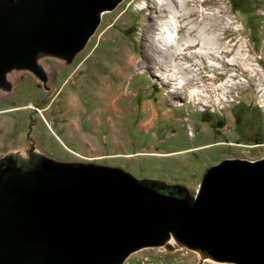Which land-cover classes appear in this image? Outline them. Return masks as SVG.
Listing matches in <instances>:
<instances>
[{
  "label": "rangeland",
  "instance_id": "1",
  "mask_svg": "<svg viewBox=\"0 0 264 264\" xmlns=\"http://www.w3.org/2000/svg\"><path fill=\"white\" fill-rule=\"evenodd\" d=\"M170 32L179 47L170 46ZM37 65L48 92L25 71L11 70L0 97H64L59 111L46 115L52 133L75 154L114 156L100 165L137 180L195 194L204 171L221 160L264 157L263 145L248 147L264 142V0H122L100 14L69 62L40 55ZM76 97L94 102L85 124L77 123L83 107ZM15 115H0L2 133L15 124L0 137L4 150L23 147L27 114ZM49 139L54 157L75 158ZM122 264L229 263L167 245L133 252Z\"/></svg>",
  "mask_w": 264,
  "mask_h": 264
},
{
  "label": "water",
  "instance_id": "2",
  "mask_svg": "<svg viewBox=\"0 0 264 264\" xmlns=\"http://www.w3.org/2000/svg\"><path fill=\"white\" fill-rule=\"evenodd\" d=\"M121 1L0 0V89L11 70L45 83L39 56L69 62ZM169 239L201 259L264 264V157L221 160L195 194L43 156L0 174V264H122Z\"/></svg>",
  "mask_w": 264,
  "mask_h": 264
},
{
  "label": "flooded vegetation",
  "instance_id": "3",
  "mask_svg": "<svg viewBox=\"0 0 264 264\" xmlns=\"http://www.w3.org/2000/svg\"><path fill=\"white\" fill-rule=\"evenodd\" d=\"M41 70L45 75L44 70L42 68ZM25 72L27 73L28 77H30V80L32 82L35 79V81H39L41 83L39 78L36 77L33 73L29 71ZM37 88L39 90L42 89L44 92L49 91L46 88L45 83H41V86H37ZM76 98L80 99V101H77L83 107V110L78 113L77 123L80 124L87 122L91 116L90 108L91 106H94V102H92L91 97ZM62 99H64V97H0V104H2L0 106V115L4 114L6 116H9V121H11L14 120L13 118L16 116L15 114L19 112H25L27 114L26 117L28 122L26 132L24 134H19L22 138L23 147H7V149L5 150L4 146L0 147V174L3 172L6 166L13 160H31L37 158V156H43L50 160L63 163H90L96 165H100V161H105L106 159L112 158L110 154H102L101 152L95 153L97 155L89 152L92 155L87 154L88 156L75 154L72 149H69L64 145L63 141H61L57 135L52 133L51 126L47 125L46 123V115H49L52 112H58L59 106L63 102ZM6 104L8 106L4 108ZM87 117H89L88 120H86ZM34 121L36 122V125L33 124ZM14 125V121L8 123L5 133H2L0 129V137L5 138V134L7 133V131L9 132L11 129H14ZM46 133L51 136L52 140L65 152V154L74 155L75 158L72 160H65L54 157L53 151L50 149L47 143L44 142L45 139H49ZM17 134L18 133H15L14 135L13 133L12 136H10L11 139H7L12 142L13 138H15V136H18ZM77 134L78 133L75 132V135ZM78 146H81L85 150L87 149L86 145L81 144L76 145L75 148H77ZM47 151H50L51 153L48 154Z\"/></svg>",
  "mask_w": 264,
  "mask_h": 264
},
{
  "label": "bare ground",
  "instance_id": "4",
  "mask_svg": "<svg viewBox=\"0 0 264 264\" xmlns=\"http://www.w3.org/2000/svg\"><path fill=\"white\" fill-rule=\"evenodd\" d=\"M162 33H164L163 31H161ZM160 32V33H161ZM165 34V33H164ZM167 34V36L169 37V40L172 42V45H170V46H175V47H179V45H178V43H175L174 41H175V36H176V34H174L173 32L171 33H166ZM155 38H157V39H161V37H160V34H157V36L155 37ZM193 40V39H192ZM175 43V44H174ZM191 44H193V43H191ZM186 46H189V44H185ZM178 50V49H177ZM187 126V125H186ZM170 246V245H172L173 247L175 246V244H174V242L171 240V239H169L168 241H167V243L165 244V246Z\"/></svg>",
  "mask_w": 264,
  "mask_h": 264
},
{
  "label": "built area",
  "instance_id": "5",
  "mask_svg": "<svg viewBox=\"0 0 264 264\" xmlns=\"http://www.w3.org/2000/svg\"><path fill=\"white\" fill-rule=\"evenodd\" d=\"M185 132H186V136L189 138V139H191V137L193 136L192 135V132H191V128L189 127V126H186L185 127ZM220 144H226V143H220ZM234 145V144H233ZM236 145V144H235ZM264 146V142L262 143V144H253L252 146L250 145V146H248L249 148H254V147H257V146ZM195 149H197V148H195ZM194 149V150H195ZM192 150V149H191ZM179 153H181V152H179ZM112 157H114V156H112Z\"/></svg>",
  "mask_w": 264,
  "mask_h": 264
},
{
  "label": "trees",
  "instance_id": "6",
  "mask_svg": "<svg viewBox=\"0 0 264 264\" xmlns=\"http://www.w3.org/2000/svg\"><path fill=\"white\" fill-rule=\"evenodd\" d=\"M234 10H235L234 8H231V9H230L231 12L234 11ZM159 183H160V182H159ZM178 188H179V187H178ZM171 192H172V194H174V195H176V196H179V195H180L179 192H177L176 190H173V191L170 190L169 193H171Z\"/></svg>",
  "mask_w": 264,
  "mask_h": 264
},
{
  "label": "crops",
  "instance_id": "7",
  "mask_svg": "<svg viewBox=\"0 0 264 264\" xmlns=\"http://www.w3.org/2000/svg\"><path fill=\"white\" fill-rule=\"evenodd\" d=\"M141 129H142L144 132L148 131V129H144V128H142V127H141ZM126 155L128 156V155H131V154H126Z\"/></svg>",
  "mask_w": 264,
  "mask_h": 264
},
{
  "label": "clouds",
  "instance_id": "8",
  "mask_svg": "<svg viewBox=\"0 0 264 264\" xmlns=\"http://www.w3.org/2000/svg\"><path fill=\"white\" fill-rule=\"evenodd\" d=\"M182 152H184V151H182Z\"/></svg>",
  "mask_w": 264,
  "mask_h": 264
}]
</instances>
